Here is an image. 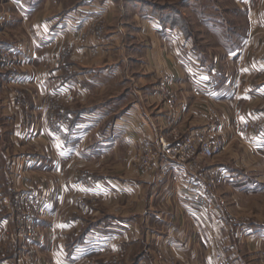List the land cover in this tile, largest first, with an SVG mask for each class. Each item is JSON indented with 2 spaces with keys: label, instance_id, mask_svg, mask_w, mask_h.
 I'll list each match as a JSON object with an SVG mask.
<instances>
[{
  "label": "crops",
  "instance_id": "obj_1",
  "mask_svg": "<svg viewBox=\"0 0 264 264\" xmlns=\"http://www.w3.org/2000/svg\"><path fill=\"white\" fill-rule=\"evenodd\" d=\"M34 2L21 70H0V223L14 221L10 191L39 196L24 248L32 264H217V254L264 264V135L241 128L258 116L264 132V0L241 7L242 31L209 64L148 3ZM166 80L180 104L174 124ZM52 118L62 128L50 129ZM205 128L226 148L199 170L163 156L141 167L160 137L176 143ZM199 174L216 179L225 206L195 201L188 185ZM86 179L102 194L83 208L71 196ZM8 251L0 264H22L17 246Z\"/></svg>",
  "mask_w": 264,
  "mask_h": 264
},
{
  "label": "rangeland",
  "instance_id": "obj_2",
  "mask_svg": "<svg viewBox=\"0 0 264 264\" xmlns=\"http://www.w3.org/2000/svg\"><path fill=\"white\" fill-rule=\"evenodd\" d=\"M34 1L35 0H0V4L3 7L0 9V44H2L0 49L15 47L19 51L22 60L16 71L21 70L20 66L23 64L25 56L27 55L28 47L24 45L28 44L30 35L33 36L30 22L31 19L34 18V15L30 14L29 8H31V3H35ZM117 1L124 4L138 1L140 3H148L150 6L158 8V13L163 15L164 23L171 25V27L174 26L178 28L183 35L191 37V39L194 40L196 49L202 56L200 60L201 63L208 64L210 63L211 55L213 56L211 60H215L214 56L220 55L221 50L229 49V46L226 47L225 44L231 43L230 36L232 39L238 36L240 32L238 30L242 31V27L245 23V16L241 7H248L252 4V0L250 2L249 0H247L248 2H245V0ZM237 2L240 4H237ZM18 10H21L22 13L20 14ZM90 54L95 55L96 51L92 49L90 50ZM0 70L5 74L10 72L2 67L1 57ZM1 79L0 77V81ZM10 87L11 85H7L8 90H10ZM14 93L16 103L23 107L26 103V94L21 92L20 89L14 91ZM12 145L13 147H17L21 144L16 141L12 142ZM26 173L29 172L26 171ZM26 180H29L27 174L25 181ZM25 188L30 190L32 187L28 184ZM10 192L12 199L16 200L17 206L13 213L14 221L10 222L9 225L3 224L2 222L0 223V260L5 259L4 257L7 258L6 254L7 252L9 253L8 250H11V247L17 246L20 249L17 262L32 264L35 262V259L31 254L28 255V251L25 252L24 248L29 245V242H31L30 240L36 237L34 236V225L37 208H32L31 205H28V201L37 200L39 196H31L30 193L21 188H18L16 192ZM76 196L77 193L75 192L71 198H75ZM85 197L89 198L88 200L91 199L88 194H85ZM218 200L216 199V205L219 204ZM87 204L88 201H86V206ZM228 218H231V215L228 214ZM36 229L39 230L38 226ZM239 232L243 234L247 231L244 227L240 226ZM37 238H39V236ZM38 258L37 256V259Z\"/></svg>",
  "mask_w": 264,
  "mask_h": 264
},
{
  "label": "built area",
  "instance_id": "obj_3",
  "mask_svg": "<svg viewBox=\"0 0 264 264\" xmlns=\"http://www.w3.org/2000/svg\"><path fill=\"white\" fill-rule=\"evenodd\" d=\"M0 57L2 67L10 72H15L22 60L19 51L15 47L1 48ZM160 92L173 108V112L171 113V124H174L176 120L178 121V113L175 111V107L180 105L178 97L171 88L168 80L162 82L160 85ZM207 111L212 120L217 119L215 108L208 107ZM59 113L64 114V111L60 110ZM54 123H56L55 119L52 118L50 129L55 130L58 127L62 128L61 123ZM262 124L263 122L260 117H250L242 124L241 128L251 131L255 135L263 136L264 132H262ZM225 148V138L218 134H212L211 129L209 128H205L202 132L197 134H190L176 143H170L164 136H162L159 138L158 150H152L148 147L143 149L145 156L141 160V167L144 171H148L150 168V162L159 156H163L166 159L176 160L182 164H187V166H190L191 170H199L203 161L213 158L224 151ZM200 175L201 174H199V176ZM199 176L196 177L195 181L190 182L188 189L189 192L193 194L195 201L200 203L202 209L206 211L217 203L215 197L217 182L213 177ZM101 192L102 189L97 183L91 179H86L82 184L81 190L73 199L85 208L86 201L89 199L85 197V194L94 198L96 196H101ZM218 203L221 206L225 205V201L221 199L218 200ZM28 205H31L32 208L35 207L36 200L28 201ZM216 262L217 264H226L221 254L216 255Z\"/></svg>",
  "mask_w": 264,
  "mask_h": 264
}]
</instances>
